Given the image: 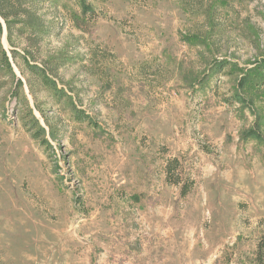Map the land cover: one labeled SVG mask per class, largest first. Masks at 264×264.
Returning <instances> with one entry per match:
<instances>
[{"label":"rangeland","instance_id":"374dc122","mask_svg":"<svg viewBox=\"0 0 264 264\" xmlns=\"http://www.w3.org/2000/svg\"><path fill=\"white\" fill-rule=\"evenodd\" d=\"M84 1L0 15V264H259L264 0Z\"/></svg>","mask_w":264,"mask_h":264},{"label":"trees","instance_id":"16d2710c","mask_svg":"<svg viewBox=\"0 0 264 264\" xmlns=\"http://www.w3.org/2000/svg\"><path fill=\"white\" fill-rule=\"evenodd\" d=\"M78 1L79 3L83 5L84 9H87L89 7L88 5H86L84 0H78ZM0 15L4 18L5 22L8 24V35L12 34L13 32L12 25L17 22H20L26 26L32 27L34 31L37 32L35 34H38L40 32V29L42 28V24L40 23V19L37 17L34 4L31 2H28V0H0ZM2 28H3V25L0 20V30H2ZM12 52L15 56L16 51L13 49ZM26 55H28V52L26 53ZM1 60L3 62L2 64L5 65L7 68H9L12 73L13 72L12 63L10 61L9 55L7 54L4 48H1ZM27 64L31 68L37 69L36 66L31 65V63L29 62H27ZM256 66H258L256 70L253 68V70L250 71L249 73L243 74V76L239 79V87L245 89L249 87H260L264 85L263 83L264 82V59L258 62ZM40 75L42 74L40 73ZM43 77L46 83L45 85H49L51 87L54 86V89H56L57 95H61L63 93V91L60 88L58 89L56 88L55 86L56 83L51 78L46 77L45 72H43ZM18 83L22 85V81L20 79H18ZM242 91L245 92L246 90H242ZM253 97L254 96H251L248 98L250 100L248 101L250 102V104L254 103ZM75 112H76L77 118L81 119V114H80L81 112L77 108ZM32 120L35 123L40 124L36 117H32ZM263 123H264V115H261V114L256 115L254 130L261 128V125H263ZM39 128L41 129L40 131H43V127L41 125ZM173 161L176 164H173V162L172 163L168 162V165L165 171H166L168 180L172 183L179 185L182 183L179 177V172H178L179 166L177 163V159H173ZM188 193H189V185L184 183L182 186L181 194L182 196H185ZM257 246H258L257 256H256L257 262L259 264H264V231L258 240Z\"/></svg>","mask_w":264,"mask_h":264},{"label":"crops","instance_id":"0c3cea01","mask_svg":"<svg viewBox=\"0 0 264 264\" xmlns=\"http://www.w3.org/2000/svg\"><path fill=\"white\" fill-rule=\"evenodd\" d=\"M239 187H241V186L239 184H236V185H234L233 188H239Z\"/></svg>","mask_w":264,"mask_h":264}]
</instances>
